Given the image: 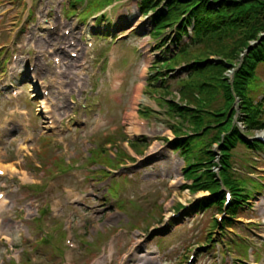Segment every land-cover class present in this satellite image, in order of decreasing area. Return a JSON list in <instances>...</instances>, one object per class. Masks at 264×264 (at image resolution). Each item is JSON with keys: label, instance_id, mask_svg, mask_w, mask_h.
Returning a JSON list of instances; mask_svg holds the SVG:
<instances>
[{"label": "rangeland", "instance_id": "1", "mask_svg": "<svg viewBox=\"0 0 264 264\" xmlns=\"http://www.w3.org/2000/svg\"><path fill=\"white\" fill-rule=\"evenodd\" d=\"M8 2L9 14L2 9L0 11V44L10 45L11 35L18 34V40H27L30 32L33 29H39L43 24H35L32 28L29 24L33 19V11L37 10L41 14L39 4L48 6L49 10L57 9L59 6L64 7L67 0H4ZM1 0V2H4ZM111 0H89V11L95 10L99 3L110 2ZM138 5L136 0H116L113 4L104 10L101 18H97L99 14L92 17L87 16V22L83 25L80 22L79 15L69 14L68 25L66 28L70 29L74 25H78L81 32L87 33L90 31L93 34L101 35L103 32L111 34H119L124 31H131V35L127 41H122L120 47L115 46V52L127 53L125 56L121 55V59L116 63V69H124L125 62L131 63L134 61V66L128 69V78L122 93H125L124 103L122 106L116 105L109 94H95L91 95L88 92L81 102L82 111L87 115L88 112H94L95 116H100L107 119V125L97 137L102 141L104 135L110 132L117 133L120 129L126 135V140L134 142L138 140L128 128H132L137 123V119L141 120L140 113L149 108L150 102L146 101L149 93L147 92L146 82L151 76L148 69L149 62L160 61L156 56V42L148 36L149 18L143 17L138 13ZM8 7V8H9ZM78 13H82V4L77 6ZM82 15V14H81ZM97 18V19H96ZM91 22H95V27H90ZM41 29L44 31V27ZM116 31V32H115ZM59 33H62L59 32ZM109 37V36H106ZM42 48H46V44L39 40ZM132 53V54H131ZM129 54H131L129 56ZM125 58V59H124ZM212 60H219V56L212 55ZM5 62L7 59L4 60ZM76 63V62H75ZM188 63V62H183ZM180 64V65H183ZM146 68L145 71L143 69ZM19 72H23L22 63L17 67ZM73 72V71H72ZM226 73V72H225ZM228 72L226 75L228 76ZM257 78L263 86L253 80V88L250 89L249 94L253 100H264V66L259 65L256 69ZM4 75L0 74V78ZM104 78L103 74L101 75ZM181 78V77H180ZM104 80V79H103ZM23 79L16 81L20 87L24 85ZM95 79L92 90L96 88L103 89L102 82ZM105 83V81H104ZM91 84V82H89ZM136 90L140 91L139 99L145 101H137L133 104V96ZM23 95L20 101L24 102L28 99L27 93L30 91L29 87L24 88ZM174 92V91H172ZM176 95V93H173ZM156 95V94H155ZM151 96V95H149ZM32 97V96H31ZM29 100V99H28ZM37 102V101H35ZM148 102V103H147ZM29 105V104H28ZM223 105V97L221 94H216L208 105V108L217 110ZM32 106V105H29ZM33 107V115L37 116L38 108L35 104ZM7 107L6 109H9ZM239 116L234 118L241 121L243 119L240 107L234 106ZM264 108V105H263ZM234 110V111H235ZM134 111L133 116L129 117L127 114ZM2 112H0V116ZM39 115V114H38ZM238 118V119H237ZM176 118L172 119L174 121ZM172 121L166 117L150 116L147 122L145 134L149 139H140L138 141L145 142V147L142 143L134 146V151L139 153V157H144L151 151H156L163 146L164 151H160V155L153 158H147L143 164H140L135 170L122 171L121 186L112 178V173H117L122 169V166L127 164L125 158H121L119 151H124L125 143L118 140L116 143V160L111 157L108 158L106 151H104V143L94 141L88 147L82 146L77 142L72 146V150L65 148L69 139H63L58 142L52 135H45L46 128L41 124L35 136L34 142L28 147V150L22 153L19 157L14 158L12 151L14 144L6 138L4 146L5 160L7 166L27 169L34 178L40 181L38 187L39 193L43 194L51 184L53 187L52 197L61 199L66 189H76L75 181L78 179H85L89 183L84 182L83 190L89 193V200L91 202L102 203V213L98 216L96 224L88 229L86 234L82 237L79 235V230H66L64 216L69 212L66 209L63 217L46 218L44 216L47 210V203L49 195L41 197L32 191H18L14 183L6 181L0 182V189H9V198L12 201L11 215H15L17 220L11 221L6 219L4 224V231L13 235L14 245L19 246V249H33L35 261L25 259V264H64L66 254L69 250L65 246V240L68 236L71 237L74 243V263L88 264L92 258L99 254H103L110 243H114L116 249L115 257L118 258L126 253L129 247L135 244L139 239L144 240L142 244L141 254L145 257V264H186V257L189 251L195 245L207 243L206 237L209 233L215 237L211 247L197 251V258L191 264H231L232 257L239 256L245 258L241 246L245 245L251 250L259 248V244L255 241L256 234L261 233V222L264 219V185L259 194L253 193L252 199L248 200V206L240 208L235 215V221L232 229L223 230L219 225L220 233L214 226V220L220 217L217 208L212 207L207 210H192L187 213L184 220H179L171 223V226L165 231H160V227L164 218L168 213L177 212L178 205L181 207L184 204H192L196 198L205 195L206 193L198 192L192 193L184 189V186L190 185L183 177L182 170L184 163L179 151H176L171 142L172 134L169 130V124ZM33 125L35 121H32ZM264 132V129L259 132H248V135H256ZM76 134H79L77 132ZM9 136V134H7ZM94 137V136H93ZM92 137V138H93ZM91 138V139H92ZM113 139H111V142ZM92 148L85 150L84 148ZM143 151V152H142ZM142 152V153H141ZM69 153L76 154V158L69 159ZM259 154V152H257ZM257 153L247 150L243 145L237 144L231 152V165L235 170L237 177L251 178L255 182L258 179H264V161L257 160L253 162L251 159ZM87 155V157H86ZM118 159V160H117ZM120 160V161H119ZM255 161V160H254ZM255 167L251 168L250 166ZM98 169V170H97ZM89 170V171H88ZM78 172V176L74 178L70 174ZM253 173V174H250ZM101 178L102 181H91ZM109 181V182H107ZM174 184V185H173ZM249 188H251L250 184ZM109 186L112 190L118 192V196L114 199L117 207H114L110 199L104 195V187ZM108 187V188H109ZM130 187L132 200L123 194V189ZM141 187L142 191L139 195L136 193V188ZM123 188V189H122ZM122 189V190H121ZM18 191V192H17ZM115 191V194H116ZM93 192V193H92ZM12 193V195H10ZM84 192L81 190L80 194ZM114 195V193H113ZM28 203V204H26ZM40 203V206L37 205ZM24 205V214L19 215L18 207ZM124 206V209L122 208ZM117 209V211H116ZM40 212V217L38 214ZM30 216L38 217L31 224H26L25 218ZM7 217V216H6ZM222 230V231H221ZM29 231L33 236L34 241L27 243L25 233ZM96 231V232H95ZM121 231V232H120ZM127 232V234L123 233ZM120 232V233H119ZM120 234V237H118ZM157 237V238H156ZM224 242H231L232 246L228 252L224 251ZM255 243V244H254ZM31 246V247H30ZM7 251L0 247V264H8L4 254ZM258 262H264V248H259ZM119 259V258H118ZM249 263L250 259H246Z\"/></svg>", "mask_w": 264, "mask_h": 264}, {"label": "trees", "instance_id": "2", "mask_svg": "<svg viewBox=\"0 0 264 264\" xmlns=\"http://www.w3.org/2000/svg\"><path fill=\"white\" fill-rule=\"evenodd\" d=\"M78 1V0H74ZM155 0H142L141 12L154 11L160 2ZM166 12L156 11L152 23L155 28L151 34L160 36L166 26L176 23L182 12L191 9V18L195 21L193 40L184 46L179 53L180 61H204L194 64L188 74L187 81L183 84L181 95L195 108L187 109L172 106L173 111L190 125L193 135L188 140L181 141L177 146H183L182 152L186 162L184 174L186 178L193 180L187 187L191 192L208 190L218 196L201 202L202 209L213 205H220L222 194H218L222 182L232 192L233 198L228 207L231 223L234 212L244 206L252 193L246 189L244 180L233 176L229 156L230 151L237 143L246 144L232 126V113H227L234 96L240 100L243 123L248 131L264 126L261 116V103L254 102L249 91L253 88L257 66L264 65V0H165ZM101 3L96 5L100 7ZM251 41L256 42L253 47ZM189 46L194 47L187 51ZM233 46L231 50L229 47ZM247 50L243 65L235 72L232 85L223 76V64L213 63L208 60L209 54H215L224 58H235L237 52ZM197 89L202 102L197 101L192 91ZM222 91L225 97V109L227 111L208 112L204 110L203 103H209L217 91ZM217 118V119H216ZM176 135H185L180 129L173 127ZM224 135L221 138V135ZM213 138L208 141V137ZM222 140V161L220 165V178L209 169L213 160L210 148L212 143ZM251 146V145H250ZM206 165V170L201 174V168Z\"/></svg>", "mask_w": 264, "mask_h": 264}, {"label": "bare ground", "instance_id": "3", "mask_svg": "<svg viewBox=\"0 0 264 264\" xmlns=\"http://www.w3.org/2000/svg\"><path fill=\"white\" fill-rule=\"evenodd\" d=\"M140 91H136L135 92V94H134V97H133V104L135 105V102H137V101H139L140 99V96H139V93ZM142 100V99H141ZM140 100V101H141ZM133 114H134V111H132L131 113H129V114H127V116H129V117H131V116H133ZM131 115V116H130ZM134 130V134H137V132H138V129L135 127V126H132V128L130 127V128H128V131L129 132H132ZM10 168H12V166H9ZM9 167H7V168H9ZM169 216V215H168ZM131 250H133L134 251V253H133V255H134V257L133 258H131L132 256L130 255V257L129 256H125L124 258H123V260H122V264H128V262H130V264H135V263H138V262H142V260H141V258H138V257H136V252H137V250H136V248L135 247H133V249L131 248L129 251H131ZM143 264V263H142Z\"/></svg>", "mask_w": 264, "mask_h": 264}]
</instances>
